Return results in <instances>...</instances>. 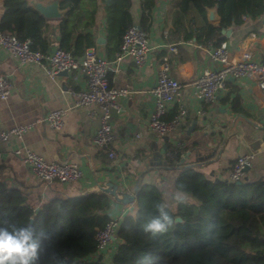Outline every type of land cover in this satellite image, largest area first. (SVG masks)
Wrapping results in <instances>:
<instances>
[{"label":"crops","instance_id":"obj_1","mask_svg":"<svg viewBox=\"0 0 264 264\" xmlns=\"http://www.w3.org/2000/svg\"><path fill=\"white\" fill-rule=\"evenodd\" d=\"M40 1L47 4L52 0ZM179 1L155 0L149 10L144 9L149 50L143 64L136 65L127 58L112 64L109 72L111 85L129 91L117 97L120 108L113 110L109 119L114 134L113 146L118 154L117 162L112 165L107 164L105 150L95 146L91 139L98 120L88 118L84 107L73 104L71 89L86 86L84 75L71 70L51 78L41 65L20 63L0 48V74L13 81L7 99H0V127L6 129L35 123L21 138L11 136L0 142V181L7 187L20 188L36 207L50 197L86 193L103 183L114 191L106 210L112 216L135 215V186L138 184L158 187L165 204L173 208L177 197L181 199L184 196L175 188V179L182 167L191 162L209 179L229 180V171L236 158L250 154L251 164L242 180L264 178V104L261 92L253 79L240 77L229 79L226 88L209 104H202L193 96V82L210 60L205 48L208 40L198 41L192 29L205 24L216 25L219 15L215 7L206 10L205 18L193 7L180 11ZM82 5L85 11L95 5L100 8L99 0H83ZM60 10L62 14L58 18L41 15L40 24L50 38V49L56 46L59 37L57 22L65 11ZM3 11L0 0V16ZM130 11L133 22L139 26L142 0H132ZM78 27L83 28L81 24ZM88 31H93V28ZM223 36L232 57L249 50L255 60H262L264 10L256 17L242 16V22L231 25ZM99 37L104 42H97ZM94 38L98 53L113 60L118 49L105 48V18L101 9L96 13ZM108 45L113 48L115 41ZM170 46H175L176 50L171 51ZM164 55L169 56L171 74L182 84L165 116L170 118L179 104L184 107L185 114L174 131L160 135L150 131L146 121L153 107L150 89ZM233 89L239 94L245 113L232 110L234 92L230 91ZM227 95H230L229 100L225 99ZM58 108L66 110L61 129L55 130L46 122L37 121L48 111ZM176 143L184 147L185 154L179 164L171 165L168 152ZM20 146L29 147L48 161L77 163L82 169V178L71 183L54 181L45 184L39 181L14 154V149ZM154 152L160 154L157 159L152 157ZM243 248L264 261V245L245 241Z\"/></svg>","mask_w":264,"mask_h":264},{"label":"trees","instance_id":"obj_2","mask_svg":"<svg viewBox=\"0 0 264 264\" xmlns=\"http://www.w3.org/2000/svg\"><path fill=\"white\" fill-rule=\"evenodd\" d=\"M82 2L59 1L65 11L57 22L56 46L76 56L87 47H94L96 13L101 9L105 18V48L117 50L123 32L135 24L130 11L132 0H99L100 8L95 5L89 11L84 10ZM142 2L139 26L146 30L144 9L149 10L155 0ZM2 5L1 30L28 39L33 49L50 50V38L40 24L41 14L27 0H2ZM178 7L183 12L193 7L204 18L206 10L215 7L219 22L196 27L192 33L200 42L211 40L219 44L225 38V30L239 25L243 15L261 14L264 0H180ZM112 41L113 48L108 45ZM230 92H234L232 110L245 113L239 94L235 89ZM225 99L229 100L230 95ZM170 164H174L172 159ZM174 184L184 196L176 200L173 208L165 204L158 187L135 186L137 210L135 215H125L118 227L119 242L111 264H141L144 257H149L144 264H264L243 248L245 241L264 245L263 177L254 181L213 180L191 162L182 167ZM107 188L101 183L86 193L50 197L36 207L20 188L7 187L0 181V227L11 230L34 225L50 234L35 264H103L102 257L94 255V232L110 217L106 210L112 193ZM158 206L169 213L173 225L167 232L152 236L144 232L143 225L150 216L159 215Z\"/></svg>","mask_w":264,"mask_h":264},{"label":"built area","instance_id":"obj_3","mask_svg":"<svg viewBox=\"0 0 264 264\" xmlns=\"http://www.w3.org/2000/svg\"><path fill=\"white\" fill-rule=\"evenodd\" d=\"M243 18H246V15H243ZM0 48L5 49L20 63L35 62L41 65L51 78L61 71L81 72L85 77L86 86L71 89L73 104L84 107L88 118L98 120V125L91 137L92 142L95 146L105 150L108 165L117 162L118 154L113 146L114 134L109 119L111 112L118 111L120 108L117 97L129 91L113 87L110 83L109 72L114 62L125 58L131 59L136 65L144 63L149 50L148 36L144 29L137 24L128 26L122 34L113 60L100 55L95 47H87L80 56L58 46L48 51L33 49L28 39H19L14 33L1 29ZM205 48L210 64L202 69L199 77L193 82V96L197 100L202 104H209L226 88L229 79L248 77L255 81L264 104V57L262 60H255L252 53L245 50L234 58L230 55L226 41L214 44L208 40ZM170 50L175 51V46H170ZM181 85V82L171 74L169 56L164 55L157 67L155 83L150 89L153 107L146 121V126L150 131L166 135L174 131L181 123L185 114V109L181 104L170 118L165 117L168 106L176 100ZM12 86V79L5 74H0V99H7ZM65 112L64 108L50 110L37 121H44L51 128L59 130L64 124ZM199 112L202 113L203 110ZM34 124H19L6 129L0 127V142L11 136L21 138ZM14 154L20 157L34 178L45 184L54 181L71 183L82 178V169L75 162L48 161L27 146L15 148ZM184 154L185 149L179 143L173 145L168 152L175 164H179ZM251 159L250 154L239 155L230 168L229 180H242L246 168L251 164ZM124 216H110L105 224L97 227L94 232L96 243L94 255L95 257L101 256L103 264H111L115 250H110V245L113 241L119 240L117 231Z\"/></svg>","mask_w":264,"mask_h":264},{"label":"clouds","instance_id":"obj_4","mask_svg":"<svg viewBox=\"0 0 264 264\" xmlns=\"http://www.w3.org/2000/svg\"><path fill=\"white\" fill-rule=\"evenodd\" d=\"M158 212V216H150L143 225L144 232L152 236L167 232L173 225V219L164 207L158 206ZM50 238L43 227L37 228L34 225L12 227L11 230L0 227V264H35L42 245ZM145 261L148 262L149 257H144L141 264Z\"/></svg>","mask_w":264,"mask_h":264},{"label":"water","instance_id":"obj_5","mask_svg":"<svg viewBox=\"0 0 264 264\" xmlns=\"http://www.w3.org/2000/svg\"><path fill=\"white\" fill-rule=\"evenodd\" d=\"M59 1L60 0H52L50 1V3L46 4L40 0H28L29 4L34 9H36L43 17H46V18H58L61 16L62 13L60 10ZM97 42H104V39L102 37H99L97 39ZM61 72H66V71H61ZM159 156L160 154L157 152H154L152 155L154 159H157ZM106 190L114 194V191H112L111 189L107 188Z\"/></svg>","mask_w":264,"mask_h":264},{"label":"rangeland","instance_id":"obj_6","mask_svg":"<svg viewBox=\"0 0 264 264\" xmlns=\"http://www.w3.org/2000/svg\"><path fill=\"white\" fill-rule=\"evenodd\" d=\"M119 240L113 241V243L110 245V250L114 249L115 246H117Z\"/></svg>","mask_w":264,"mask_h":264}]
</instances>
